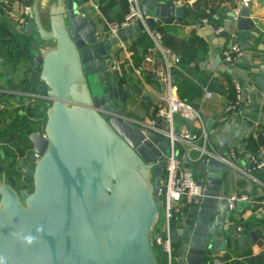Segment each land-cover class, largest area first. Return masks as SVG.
<instances>
[{"label":"water","instance_id":"water-1","mask_svg":"<svg viewBox=\"0 0 264 264\" xmlns=\"http://www.w3.org/2000/svg\"><path fill=\"white\" fill-rule=\"evenodd\" d=\"M36 2L24 26L27 37L34 23L39 26ZM50 2L58 21L51 20L52 34L39 33L31 44L33 51L40 39L56 41L34 52L31 62L39 69L30 79L46 114L44 135H29L33 166L18 161L32 179L31 194L17 190L15 178L0 168V264H158L149 232L161 208L157 187L170 140L127 116L129 91L109 56L112 46L133 39L140 26L103 38L84 0ZM140 2L149 27L156 18H185L188 7ZM230 16L237 17L240 45L248 47L246 4ZM198 165L205 171L204 196L183 248L175 230L170 232L179 264H201L206 251L224 250L221 214L229 208L222 172L229 165L212 157Z\"/></svg>","mask_w":264,"mask_h":264},{"label":"crops","instance_id":"crops-1","mask_svg":"<svg viewBox=\"0 0 264 264\" xmlns=\"http://www.w3.org/2000/svg\"><path fill=\"white\" fill-rule=\"evenodd\" d=\"M34 1L0 0V82L5 105V110L0 112V168H3L5 176L15 178L18 189L26 188L31 181V177L20 171L18 161L23 160L26 166H33L28 160L32 153L29 135L32 132L44 135L46 119L45 111L41 109L42 102L35 96L37 85L30 79L31 74L39 72V69L31 62L34 52L56 45L54 39H40L32 51L34 36L52 34L51 20L53 23L58 21L52 15L57 11L56 5L50 0H37L39 26L34 23L31 35L27 37L24 26L30 13L25 8H32ZM153 1L183 7V3L177 0ZM244 3L251 26L249 31L243 32L247 34L245 44L248 47H242L241 57L228 68L222 61L216 62V58L222 60L231 32L236 34L240 44L237 17L235 19L230 13L236 14ZM84 5L91 10L89 16L103 38L110 36L106 33L108 27L121 21L127 12L125 0H84ZM152 13L153 9L149 15ZM211 17L215 22L204 17L194 19L187 9L185 18L171 17L169 21L156 18L154 25L149 27L151 31L160 33L162 46L173 54L171 72L177 83L186 78L199 89V96H191L187 102L204 122L206 142L201 138L180 141L175 145L176 155L199 182L203 180L205 171L199 168L200 160L195 147L205 145L214 154L228 158L232 164L222 172V195L227 199L241 195L248 197L247 201L236 199L231 210L222 212L220 238L225 242L224 250L216 254L206 251L204 260L212 259L215 264L229 260L236 264H264V212L257 208V202L264 199V168L247 172L249 157L264 148V0H238L233 5L226 3ZM220 25L225 28L223 32L226 36L223 32L219 35L213 33V29ZM143 31L140 27L133 39L127 38L112 46L109 56L112 70H117L121 85L129 91L127 116L148 123L154 118L152 107L160 103L159 95L164 91L156 76L163 65L159 51L154 48L147 32ZM231 84H239L243 92L241 102L229 111L228 107L232 104ZM158 124L168 129L164 121ZM172 127L175 134L188 131L200 137L198 120L176 114ZM197 205L198 200L183 204L173 223L172 229L182 241L181 248L188 240L189 224ZM162 226L159 208L149 232L151 241L155 229L159 231ZM174 246L177 252L179 246L175 243ZM175 262L179 264L177 256Z\"/></svg>","mask_w":264,"mask_h":264},{"label":"built area","instance_id":"built-area-1","mask_svg":"<svg viewBox=\"0 0 264 264\" xmlns=\"http://www.w3.org/2000/svg\"><path fill=\"white\" fill-rule=\"evenodd\" d=\"M127 4V12L121 21L114 23L108 27L106 33L110 36H117L119 32L131 27L133 24H139L144 31L150 36L153 46L159 51L162 62V69L156 72V76L162 83L164 91L159 95L160 103L158 102L152 107L154 118L150 119L148 123L143 122L144 126L151 128L154 132L167 136L170 140L169 152L165 155L162 161V177L157 187V195L161 202L162 210V229L157 231L153 238V246L162 251L165 259V264H174L176 260L175 246L171 237V220L174 214H178L183 204L192 202L194 200H201L204 196V186L197 181L192 172L183 165L182 161L176 155L175 145L180 141H193L201 138L206 142V130L203 120L200 118L198 112L185 100L181 99L176 92L174 77L171 72L173 54L168 48H164L161 43V35L159 32L151 31L145 16L142 14V5L140 0H125ZM180 4V3H179ZM27 13H31L32 8H25ZM236 19V17H235ZM237 20V19H236ZM203 22H207L203 19ZM225 30L223 26H216L213 29L215 35H219ZM243 51L242 46L238 43L236 34L231 32L227 45L222 52V63L224 66L231 68L235 62L241 57ZM233 101L228 107L232 111L242 100V88L239 84L233 86ZM3 87L0 82V112L5 110V105L2 98ZM180 115L184 118L198 120L201 126L200 137L188 131H183L180 134L173 132V118L174 115ZM164 121L168 129H163L159 126V121ZM143 126V127H144ZM205 144V143H204ZM198 151V160H207L208 158H215L227 165H231V161L222 156L214 154L205 148V145L195 147ZM264 148L259 150L258 154L249 157V168L247 172L257 171L264 168ZM164 172V174H163ZM236 199L247 201L246 195H241L239 198L232 196L228 198V208L231 210ZM259 211L264 212V199L257 202ZM201 264H215L212 259H205ZM221 264H236L231 260Z\"/></svg>","mask_w":264,"mask_h":264},{"label":"trees","instance_id":"trees-1","mask_svg":"<svg viewBox=\"0 0 264 264\" xmlns=\"http://www.w3.org/2000/svg\"><path fill=\"white\" fill-rule=\"evenodd\" d=\"M164 1L172 2L174 0H164ZM177 1L182 2L183 6H188L187 9H188V14L190 17H194V19H197L198 17H200V18L204 17L210 21L215 22L214 18L211 17V15L213 13L218 12V10L221 9L223 6H225L226 3L233 5L238 0H194V2H192V3H189L190 0H177ZM141 30H143L142 27H141ZM173 76H174V73H173ZM174 80H175L174 84H175L176 92L181 99H183L187 102L189 97L199 96L198 87L193 82H190L189 79L184 78L183 80H181V82L179 84L177 83L175 78H174ZM232 91H233V85L231 84L230 92L232 94V101H233L234 96H233ZM163 174H164V172H163ZM177 216H178V214H174V216L171 220V228L173 227V223L177 219ZM157 231H158V228L155 229V232H157ZM152 244H153V242H152ZM154 251H155L156 257L158 256L157 258H160V260H161V262L158 264H165V259H164V255H163L162 251L158 248H156ZM163 261H164V263H163ZM157 262H158V260H157ZM174 264H176L175 261H174Z\"/></svg>","mask_w":264,"mask_h":264},{"label":"rangeland","instance_id":"rangeland-1","mask_svg":"<svg viewBox=\"0 0 264 264\" xmlns=\"http://www.w3.org/2000/svg\"><path fill=\"white\" fill-rule=\"evenodd\" d=\"M33 186H34V185H33L32 179H31V181H30V185H27L26 188H22V189H18V188H16V189H17V190H25L27 194H31V192H32V190H33ZM21 202H22V205H24V199H22ZM159 212H160V210H159ZM161 212H162V210H161ZM154 248H155V247H153L152 250H153V253H154L155 257H156V254H155V251H154L156 248H155V249H154ZM157 257H158V256H157ZM157 257H156V259L158 260V263H160L161 260H160V258H157ZM163 263H164V261H163Z\"/></svg>","mask_w":264,"mask_h":264},{"label":"clouds","instance_id":"clouds-1","mask_svg":"<svg viewBox=\"0 0 264 264\" xmlns=\"http://www.w3.org/2000/svg\"><path fill=\"white\" fill-rule=\"evenodd\" d=\"M27 242L30 244V243H32V238L31 237H28L27 238Z\"/></svg>","mask_w":264,"mask_h":264}]
</instances>
